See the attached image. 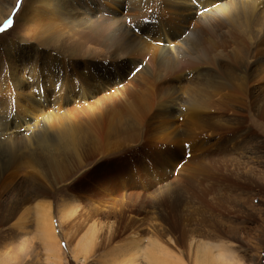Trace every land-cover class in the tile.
I'll use <instances>...</instances> for the list:
<instances>
[{"label": "rangeland", "instance_id": "374dc122", "mask_svg": "<svg viewBox=\"0 0 264 264\" xmlns=\"http://www.w3.org/2000/svg\"><path fill=\"white\" fill-rule=\"evenodd\" d=\"M0 1L11 8L0 28L12 20L0 31V51L17 47L6 67L13 79L0 82V264H55L42 242L40 198L32 192L42 187L52 221L48 240L59 248L60 264H150V239L183 264L220 252L228 264H264V0H233L239 11L232 14L226 11L233 6L189 0L192 12L206 17L185 21L189 29L181 37V24L170 22L174 18L160 0H143L138 14L123 12L129 31L146 43L142 48L114 23L101 27L110 28L109 43L84 38V20L93 19L83 3L91 6L90 0H68L65 10L60 7L71 11L79 3L82 25L68 23L55 8ZM160 20L181 46L195 49L156 50L169 47L157 38ZM120 32L127 42L122 58L106 62L105 51L120 48ZM202 46L208 47L207 62L195 54ZM59 53L67 56L64 63ZM248 61V75L227 76L228 62L242 70ZM83 62L86 70L75 72ZM92 64L109 70H93ZM182 65H202L206 73L178 76ZM23 78L33 84L16 85ZM97 88L103 92L96 94ZM106 94L108 101L94 103ZM70 135H77L74 149L65 141ZM208 171L225 182L215 186ZM23 196L24 205L8 213ZM160 203L169 216L170 206H177L174 228L160 220ZM145 205L150 212L138 215ZM26 210L18 229L12 223ZM90 228L96 240L86 253L80 244Z\"/></svg>", "mask_w": 264, "mask_h": 264}, {"label": "bare ground", "instance_id": "6f19581e", "mask_svg": "<svg viewBox=\"0 0 264 264\" xmlns=\"http://www.w3.org/2000/svg\"><path fill=\"white\" fill-rule=\"evenodd\" d=\"M51 1L53 2L52 6H50ZM54 1H56V0H27L26 3L27 2L28 3H27V8L26 9H30V7H32V8L34 7L35 8L37 6H39V7H47V10H51L52 8H55V13L56 14H61L68 21V23L82 25V23H83V21H81L82 20V16H81V14L79 12L81 6H80L79 3H77L76 7L71 5L70 6L71 11L68 10V11L64 12V11L61 10V8L63 10H65L69 6L68 0H64L63 3H61L60 0H58L60 2V6L59 5H55ZM195 1H197L199 3V0H195ZM94 2L97 5L96 8H95ZM160 2L162 3V7H163L164 12L167 15H169V16L174 18L170 22L174 23L175 25L181 24L180 25V30L177 31L180 37L182 35L183 30L189 29L188 26L183 25V23L185 21H187L188 19L191 18L196 23H198L201 19H204L206 17V13L205 12L201 13L200 15H195L197 10H193V12H192V8L190 6L191 4L189 3V0H160ZM90 3H91V6L87 5L86 1L83 3V9L86 12V15L93 19V21L84 20L85 21L84 24L88 25V27L86 29H81L82 32L80 34L84 38H86L87 40L92 41V42H95V41L98 42L99 40H104L106 43H109L108 39L111 38L110 37V28L102 29L101 27L103 25L106 26L108 23H114V24H116L118 26L125 27L127 32H128V35H130L132 37V40H137L138 47L142 48V47L146 46V43L138 40L137 36L129 31L130 30V26L126 22V18L129 15L128 14H123V12L131 11V10H133L132 13L138 14L143 9V0H137V1L136 0H101L102 5H100L98 0H90ZM213 3H215L213 6L214 7H218V8H231L233 6V0H213ZM36 4H39V5H36ZM0 5L4 7V12L2 13V16H0V21H1L2 18H3V15H5L11 8L9 6H7L6 4L2 3V1H0ZM257 6L258 5H256V7ZM101 7L103 8L102 10H101ZM176 8H178V10H179V12H178V16L179 17L175 15V9ZM203 9L207 13L211 11L205 5H203ZM99 11H102L103 13L99 12ZM200 11L201 10H199V12ZM234 11H239L236 8V6L235 7L233 6L232 9H230L229 11H226V12L228 14H232ZM98 13H101V18L98 15ZM189 13H190V15H189ZM104 14H106V15H104ZM146 20H148V19H146ZM112 21H117V22H112ZM119 21L123 25L120 24ZM136 28L138 29V31L140 33H144L145 32V29L141 25H137ZM103 30L105 31V33H104V35L101 36V32ZM258 30H259L258 27L254 28V33H256V35L258 34V32H257ZM123 36H124V34L122 32H120V36L116 40L118 43H121L120 48L117 47V48H114L111 51H108V50L105 51L104 57H105V61L106 62L122 58V54H121L122 48L127 47V42H122ZM177 37H178L177 34L171 33L169 31V28L166 26V24L163 21L160 20V28L158 29V37L157 38H158V40L161 43H163V44H165V45H167L169 47H156V50L160 49V53L162 51H166V52L175 54L176 53V50H175L176 48H181V49H184V50H187V51H192V50L195 49L193 47H188V46L187 47H183V46H181L180 43L177 42ZM180 37H179L178 41L180 40ZM208 42H209V44L211 43L210 41H208ZM263 46H264V42H263ZM260 50H261V52H264V49H260ZM16 52H17V47L13 46V45H10L8 47L7 53L4 50L0 51V82H2V81L6 82V78L10 77V74H8L9 70H7V68H6L7 65H8V58L9 57H13ZM195 54H196L197 58H199L203 62H205V61L207 62L208 61V58H209L208 47L202 46V47L198 48L195 51ZM57 55H58V58H59L58 61L60 63H64V59H65L64 57H67V56L65 55V56L62 57V55L60 53L57 54ZM70 55H72V54H70ZM240 63H244V62H240ZM251 63H252V61H248V62L244 63L243 64V69L240 70V69H238V67L234 66L232 62H228L226 67H225L226 68V74H227V76L228 75L233 76L234 74H236L237 71H240L241 74L248 75L250 73L249 65H251ZM14 66H15V68H17L16 65H14ZM87 66H88V64L83 62L82 66L81 67L78 66V68L75 70V72H79V70L84 71V70H86ZM93 68H94L93 70H96L97 68H105L106 71L109 70V68L107 66H103V65L102 66L93 65ZM60 71H64L66 76L67 75H71L70 72H68V70H66L64 68H61ZM183 73L186 74L185 76H186L187 79H191L194 75H204L206 73V68H202V65H192V66L182 65L180 67V69L178 70L177 75L178 76H184ZM11 74L13 75V71H12ZM90 76H92V72L89 74V77ZM17 77L18 78H22L21 76H17ZM12 79H13V77H10V79L7 82L11 81ZM17 81H18V83H16V85H20V86H23L26 83L30 84V85L33 84L32 81L27 80L25 78H23L21 81L20 80H17ZM76 81L78 82L77 77H76ZM82 92L83 93L85 92L83 87H82ZM102 92H103V90H101L100 88H97L96 94L102 93ZM79 93H80V91H79ZM110 98H111V94H106V95H104V97L100 98L98 101H96L94 103L97 104V103H101L102 101H108ZM88 99H89V97H88ZM80 101L83 103V106L87 104V101L84 99V97H82V100H80ZM88 102H89V100H88ZM177 103H179V102H177ZM173 108L174 107L172 106V109ZM181 108L182 107H180V109ZM174 109H177V108H174ZM262 109H263V107H262ZM261 114L264 117V112L262 110H261ZM21 124L22 123H17V127L21 126ZM12 129H13V132H17L18 131V130H16V128L12 127ZM239 140H241V139H239ZM65 141H66L67 145L71 149H74V146L77 143V135H75V136H73V135L66 136L65 137ZM234 142H235V140L233 141V143ZM236 142L238 144V140ZM240 143L238 145L242 147L243 143L242 144H240ZM237 144H236V146H237ZM232 146H234V145H232ZM258 148H260V146H258ZM212 167H213V165L210 166L209 169L212 168ZM48 168H49V166L46 167V169H48ZM207 174L213 175V176H207V177L211 180V182L215 186L219 185L218 183H220V182L222 184L225 182V178L222 176V179H219V177H220L219 174H217L215 172H209L208 171ZM227 186H228V183H227ZM39 187H42V186H39ZM45 188L42 187L40 190L37 189V190H33L32 191L34 196L40 198L38 200V201H40V204L38 205V209L40 207L41 213H42V214L39 213V216L42 215V217H40L41 219H40V224H39L40 229H41L40 233H42V235H43V238H42L43 245L46 248V250L50 253L48 258L51 259V260L55 259L53 261V263L60 264L59 261H58V260H60V256H59V253H58L59 252V248H55L54 249L52 243L50 242V240H48V236H51L53 231H52V221H51V218H50V215H49V212H50L49 207H48L49 205H48L47 201L45 200V198L47 197V193H46L47 192L46 191L47 188H46V190H45ZM25 201H27V197H24V196L21 197V198L15 199V201L13 202V204H12V206H11V208H10L8 213H13L17 209H19L21 206L24 205L23 203ZM21 204H23V205H21ZM146 207L148 208L149 206L145 205V206L141 207L140 209H138L136 211L137 214L143 216V214H147L146 212H150V210H146ZM157 208H159V207H157ZM176 208H177V206H175V205L170 206L171 210H169V211L172 212L173 214H175ZM166 209H169V208H166ZM48 210H49V212H48ZM157 210H160V214H159L160 220H162L163 223L165 225H167L169 228H171V227L174 228L176 221L173 218L174 217L173 214L171 213L173 217H171V214H170V216L165 214L166 210H165V208L163 207V205L161 203H160V209H157ZM27 211L28 210H26V212L25 211H22V212L18 211L20 213L17 212L18 214H17V216L15 218V222L12 223V225L15 226L18 229H22L23 218H24L25 215H27ZM154 213H156V211H154L153 214ZM6 216H7V214H6ZM6 216H4V217H6ZM94 238H95L94 229H92V228L88 229V231H86V233L83 236L82 243L80 244V247H81L80 251H87L86 253H88V250H90L93 247ZM95 240H96V238H95ZM56 241L54 242V240H53L52 242L56 244L57 243ZM112 254H113V252H112ZM146 255H147L146 256L147 261L150 264H183L182 260L180 258H178L174 254L173 251H170L168 248L163 246L161 243L159 244V242L156 239H150ZM224 258H225V256H223V253L220 252V254L215 255L214 257H205L202 260H198L197 259L196 261H197V264H228L226 262L227 260L225 261L226 258L225 259ZM113 259H115V261H116L115 255H114ZM122 261H124V260H122ZM237 264H239V263H237Z\"/></svg>", "mask_w": 264, "mask_h": 264}, {"label": "snow or ice", "instance_id": "6c2138e0", "mask_svg": "<svg viewBox=\"0 0 264 264\" xmlns=\"http://www.w3.org/2000/svg\"><path fill=\"white\" fill-rule=\"evenodd\" d=\"M11 25H12V20H11V19H8V20L5 22L3 28H0V31H3L5 28L10 27Z\"/></svg>", "mask_w": 264, "mask_h": 264}]
</instances>
